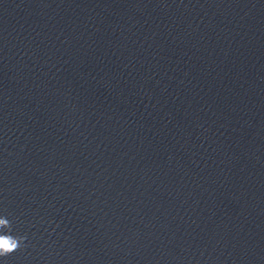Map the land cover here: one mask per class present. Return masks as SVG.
<instances>
[{"label": "water", "instance_id": "95a60500", "mask_svg": "<svg viewBox=\"0 0 264 264\" xmlns=\"http://www.w3.org/2000/svg\"><path fill=\"white\" fill-rule=\"evenodd\" d=\"M0 264H264V0H0Z\"/></svg>", "mask_w": 264, "mask_h": 264}, {"label": "clouds", "instance_id": "9594fccd", "mask_svg": "<svg viewBox=\"0 0 264 264\" xmlns=\"http://www.w3.org/2000/svg\"><path fill=\"white\" fill-rule=\"evenodd\" d=\"M7 225V220H0V226ZM24 239L26 237H14L10 233L0 235V256H7L17 251Z\"/></svg>", "mask_w": 264, "mask_h": 264}]
</instances>
